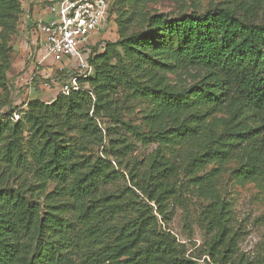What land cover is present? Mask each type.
I'll return each mask as SVG.
<instances>
[{
  "label": "trees",
  "instance_id": "1",
  "mask_svg": "<svg viewBox=\"0 0 264 264\" xmlns=\"http://www.w3.org/2000/svg\"><path fill=\"white\" fill-rule=\"evenodd\" d=\"M23 1L0 0L5 96L9 43ZM121 4L107 11L118 40L103 52L94 47V73L81 80L80 91L30 101L17 121L0 113V264H254L238 256L241 231L231 225L230 203L210 178L194 174L211 162L241 158L245 162L233 171L237 181L264 178V2L226 0L177 18L155 13L139 30ZM188 70L197 72L193 85L177 90L168 84V74ZM120 91L124 102L144 98L153 105L141 125L121 114ZM217 108L229 111L224 130H212L198 152L188 153L185 167L188 185L206 202L200 225L212 235L200 263L163 227L169 202L186 206L181 166L157 153L143 167L127 137L177 144L199 134L206 114ZM103 119L110 123L104 128ZM120 180L127 182L123 190L102 192Z\"/></svg>",
  "mask_w": 264,
  "mask_h": 264
},
{
  "label": "rangeland",
  "instance_id": "2",
  "mask_svg": "<svg viewBox=\"0 0 264 264\" xmlns=\"http://www.w3.org/2000/svg\"><path fill=\"white\" fill-rule=\"evenodd\" d=\"M44 1L24 0L22 2L23 14L18 23L16 34L12 36L9 43L13 49L12 64L6 72L10 93L5 96L0 90V113H12L15 121L19 120L22 115L21 111L25 109L27 103L35 100L53 101L61 94V87L63 86V77L55 75V71L49 67H39L36 64L37 58L30 46L29 48L26 46L28 51L24 48L25 43L29 41V20L33 19V21L38 22L48 19V9L45 8ZM118 1L122 3L119 9L125 13L127 18L131 19V28L139 30L144 27L147 18L155 13H164L172 18L192 12L202 14L221 6L226 0H143L141 2L106 0V4L111 8ZM261 1L264 2V0ZM32 36L33 39H37L38 31L34 30ZM117 40L118 28L114 22V15H112L108 19L105 29L98 33L93 41L99 45V51L103 52L107 42L113 43ZM72 69H75V66ZM196 75L195 70L174 71L168 74L167 80L170 86L180 90L197 82ZM53 80H55V84H52ZM46 84L52 85V88H47ZM84 88L89 89V85L86 83ZM118 99L120 104L124 102L125 95L122 91H120ZM7 101L11 103L9 108L4 106ZM152 109L151 102L144 98H127L121 114L127 121L141 125L144 117L148 116ZM197 109L185 112L182 117H188ZM198 111L206 113L204 108H200ZM206 115L204 127L199 131V134L193 138L179 140L177 144L167 147L160 146L159 143L143 144L131 136L127 137L131 143L135 144L132 158L138 160L139 164H143V167L147 166L151 158L157 153L181 166L180 181L185 187L183 199L186 200V206L176 205L173 201L169 202L168 218L170 220L167 224H163V227L168 228L177 240L185 245L187 256L200 259V263L205 258L212 235L208 234L200 225L201 205L206 204V202L195 193L193 186L188 185L191 176L185 170L186 160L188 153L199 151V147L206 142L212 130L217 133L224 130L223 121L228 117L229 111L226 108H217ZM102 121L103 128L104 125L110 124L107 119ZM95 151L97 153V147ZM244 162L241 158L224 162H211L198 171L196 170L194 175L210 178L217 192L226 202L230 203L231 225L235 232L241 231L238 240V256H244L250 263L258 264L261 260L264 262V178L251 182L237 181L233 176V171ZM126 185V181L120 180L104 187L102 192H119ZM48 188L50 191L53 185H49Z\"/></svg>",
  "mask_w": 264,
  "mask_h": 264
},
{
  "label": "built area",
  "instance_id": "3",
  "mask_svg": "<svg viewBox=\"0 0 264 264\" xmlns=\"http://www.w3.org/2000/svg\"><path fill=\"white\" fill-rule=\"evenodd\" d=\"M43 4L48 9V19L38 22L31 19L29 41L24 48L30 46L39 67H49L55 75L63 77L61 94L80 91L81 80L94 73L90 58L97 45L94 37L108 22L106 0H45ZM34 30L39 33L37 39H33ZM46 87L51 89L52 85Z\"/></svg>",
  "mask_w": 264,
  "mask_h": 264
}]
</instances>
